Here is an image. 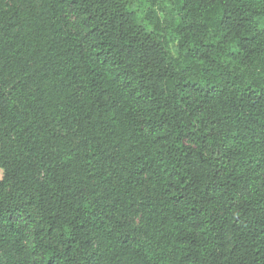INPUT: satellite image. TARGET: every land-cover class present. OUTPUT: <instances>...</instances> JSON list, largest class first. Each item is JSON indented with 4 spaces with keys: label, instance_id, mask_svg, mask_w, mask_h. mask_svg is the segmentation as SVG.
Returning a JSON list of instances; mask_svg holds the SVG:
<instances>
[{
    "label": "trees",
    "instance_id": "obj_1",
    "mask_svg": "<svg viewBox=\"0 0 264 264\" xmlns=\"http://www.w3.org/2000/svg\"><path fill=\"white\" fill-rule=\"evenodd\" d=\"M137 1L0 0V264H264V0Z\"/></svg>",
    "mask_w": 264,
    "mask_h": 264
},
{
    "label": "rangeland",
    "instance_id": "obj_2",
    "mask_svg": "<svg viewBox=\"0 0 264 264\" xmlns=\"http://www.w3.org/2000/svg\"><path fill=\"white\" fill-rule=\"evenodd\" d=\"M170 6L168 0H138L135 3V10L140 14H144L149 10V7H154L155 9H161V11L164 10L166 12V10L170 9Z\"/></svg>",
    "mask_w": 264,
    "mask_h": 264
}]
</instances>
